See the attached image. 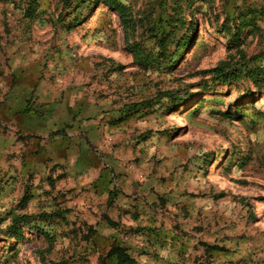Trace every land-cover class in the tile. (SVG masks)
Listing matches in <instances>:
<instances>
[{"label":"rangeland","instance_id":"obj_1","mask_svg":"<svg viewBox=\"0 0 264 264\" xmlns=\"http://www.w3.org/2000/svg\"><path fill=\"white\" fill-rule=\"evenodd\" d=\"M5 109L0 264H264V0H0Z\"/></svg>","mask_w":264,"mask_h":264},{"label":"crops","instance_id":"obj_2","mask_svg":"<svg viewBox=\"0 0 264 264\" xmlns=\"http://www.w3.org/2000/svg\"><path fill=\"white\" fill-rule=\"evenodd\" d=\"M17 102H15L16 104ZM14 104V105H15ZM14 108L16 109L17 107H13L12 110H14ZM12 110H9V109H5L3 110V116H2V120H0L1 123L4 122V117H8V118H11L12 114L15 115L16 112L13 113ZM52 114L51 111H41V112H30V113H25V114H21L22 116H19V117H16L14 116V122L16 124V127H14V131L17 130L16 128H20V129H23V130H26L32 134L34 133H39L40 131H45L47 132L48 131V123L50 122L51 120V116L50 115ZM61 122H58L57 125L60 126L61 124H63L62 122H64V116H63V112H62V116H61ZM23 125H25L24 127H22ZM50 129V128H49ZM0 141L1 140H5V135H4V129L3 130H0ZM74 134H69V137H73ZM47 138H49L47 136ZM46 138V139H47ZM75 163L78 164V166H81V167H84V162L76 159L74 160ZM86 165V171H90V170H96V166H94L92 169L90 168L91 164L88 162Z\"/></svg>","mask_w":264,"mask_h":264},{"label":"trees","instance_id":"obj_3","mask_svg":"<svg viewBox=\"0 0 264 264\" xmlns=\"http://www.w3.org/2000/svg\"><path fill=\"white\" fill-rule=\"evenodd\" d=\"M117 10H118V8H116ZM119 14H120V17L121 18H124V15L121 13V11L119 10ZM124 21V20H123ZM125 23H126V21H124ZM20 223H18L16 226H14V227H18V225H19ZM20 230H21V228H20ZM19 230V231H20ZM15 236H18L19 235V233H18V231L16 230L15 231V234H14ZM113 255L117 258V260H118V263L119 264H130V263H132L133 262V259H131L126 253H125V251L122 249V248H119V247H117V248H115L114 249V251H113Z\"/></svg>","mask_w":264,"mask_h":264},{"label":"bare ground","instance_id":"obj_4","mask_svg":"<svg viewBox=\"0 0 264 264\" xmlns=\"http://www.w3.org/2000/svg\"><path fill=\"white\" fill-rule=\"evenodd\" d=\"M187 107V106H186ZM181 108V107H180Z\"/></svg>","mask_w":264,"mask_h":264}]
</instances>
